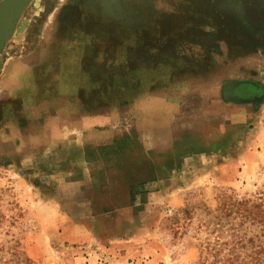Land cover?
I'll list each match as a JSON object with an SVG mask.
<instances>
[{"label":"rangeland","instance_id":"374dc122","mask_svg":"<svg viewBox=\"0 0 264 264\" xmlns=\"http://www.w3.org/2000/svg\"><path fill=\"white\" fill-rule=\"evenodd\" d=\"M236 200L264 203V0L13 1L0 264H221L262 233Z\"/></svg>","mask_w":264,"mask_h":264},{"label":"trees","instance_id":"16d2710c","mask_svg":"<svg viewBox=\"0 0 264 264\" xmlns=\"http://www.w3.org/2000/svg\"><path fill=\"white\" fill-rule=\"evenodd\" d=\"M224 209L225 211L230 210L228 215L233 212L235 215H239L241 224L249 221L261 224L262 233L247 238L246 233L241 232L239 227H233L234 242L221 264H264V203L254 200H236L227 209Z\"/></svg>","mask_w":264,"mask_h":264},{"label":"crops","instance_id":"0c3cea01","mask_svg":"<svg viewBox=\"0 0 264 264\" xmlns=\"http://www.w3.org/2000/svg\"><path fill=\"white\" fill-rule=\"evenodd\" d=\"M161 83V85H163ZM152 95V97H147L146 101V112H147V125H146V132L149 134V130L154 133V126L155 124H158V129L161 130V135H167L169 136L170 132H174L175 125L179 121L180 118V111H181V105H180V99L177 100H169L165 98L164 94L159 95ZM156 117V119H155ZM174 124V125H172ZM167 126V127H166ZM172 128V129H171ZM166 131V132H165ZM115 135L117 134V131H114Z\"/></svg>","mask_w":264,"mask_h":264},{"label":"water","instance_id":"95a60500","mask_svg":"<svg viewBox=\"0 0 264 264\" xmlns=\"http://www.w3.org/2000/svg\"><path fill=\"white\" fill-rule=\"evenodd\" d=\"M13 1L15 9L21 10L30 0H1L0 1V53L3 50L10 32L13 12Z\"/></svg>","mask_w":264,"mask_h":264},{"label":"flooded vegetation","instance_id":"af4514ba","mask_svg":"<svg viewBox=\"0 0 264 264\" xmlns=\"http://www.w3.org/2000/svg\"><path fill=\"white\" fill-rule=\"evenodd\" d=\"M243 87H247V89L249 90L251 97L249 98L250 101L252 102H256L257 101V98L254 96L255 93L253 92H257L259 89L255 87L254 84H242Z\"/></svg>","mask_w":264,"mask_h":264}]
</instances>
